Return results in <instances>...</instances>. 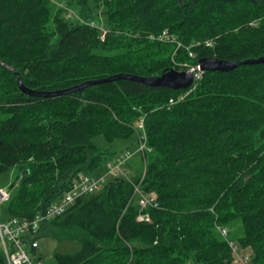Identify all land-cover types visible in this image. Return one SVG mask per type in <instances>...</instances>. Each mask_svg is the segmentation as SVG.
<instances>
[{
	"label": "trees",
	"instance_id": "obj_1",
	"mask_svg": "<svg viewBox=\"0 0 264 264\" xmlns=\"http://www.w3.org/2000/svg\"><path fill=\"white\" fill-rule=\"evenodd\" d=\"M63 1L85 23L51 0H0V176L20 172L8 219L32 217L81 172L96 175L116 155L93 139H131L144 117V177L111 178L43 227V237L80 244L55 253L57 264H235L218 226L264 264V64L204 72L190 91L118 80L52 96L119 74L264 57V0ZM102 7L105 35L90 24ZM16 74L51 96L22 93ZM140 181L156 199L150 222L137 221Z\"/></svg>",
	"mask_w": 264,
	"mask_h": 264
},
{
	"label": "built area",
	"instance_id": "obj_2",
	"mask_svg": "<svg viewBox=\"0 0 264 264\" xmlns=\"http://www.w3.org/2000/svg\"><path fill=\"white\" fill-rule=\"evenodd\" d=\"M67 10L66 17L68 19H75L81 23H85L75 12L64 6ZM91 26H96L94 22L90 23ZM103 31V35L106 31ZM166 41L177 43L178 48L182 47V44L176 41V38L170 37L167 32H164L161 36ZM199 45V44H196ZM206 45H212L210 42H206ZM192 56V54H190ZM198 66V65H197ZM197 66L184 65L185 69L196 68ZM196 79H200L203 72L195 71ZM195 82L187 89L188 91L195 88ZM188 92L180 96L181 99L185 98ZM175 101L171 100L170 104H174ZM137 133L139 135V149L137 153L141 154L143 159L148 153L152 152L147 144L145 118L141 117L137 122ZM134 153L131 151H122L117 154L113 160L106 163L107 171L101 175H93L87 173H79L73 180L69 190L63 193V195L52 204L48 205L42 210H39L32 217H13L9 218L7 222H0V252H2L6 258L7 264H45L40 255V239L43 238V227L50 221L64 215L70 210L80 198L99 192L103 189L104 185L111 178L122 177L126 180L132 181V176L129 170L125 167V164L133 159ZM146 171V161L144 163L143 176ZM135 185V184H134ZM135 197L138 200L140 206V213L137 217L139 222H150L151 217L147 210L150 207L156 205V199L153 194L148 193L141 188V182L135 185ZM11 193L6 188H0V216L1 207L9 202ZM218 232L221 237L228 243L235 264H252L253 254L252 252L243 251L237 242L230 239V230L227 227L218 226Z\"/></svg>",
	"mask_w": 264,
	"mask_h": 264
},
{
	"label": "rangeland",
	"instance_id": "obj_3",
	"mask_svg": "<svg viewBox=\"0 0 264 264\" xmlns=\"http://www.w3.org/2000/svg\"><path fill=\"white\" fill-rule=\"evenodd\" d=\"M52 3L55 5L56 8L64 9V6L67 5L64 3L63 0H51ZM70 10L75 12L78 16V11L74 9L73 7L67 6ZM65 15L67 13V10L64 9ZM105 9L102 8H94V16L91 19L92 22L95 23V25L101 29L104 30L108 26V20L107 15L104 13ZM75 20V19H71ZM185 65V63H182V65ZM183 65V68H184ZM187 69H184L182 71H185ZM202 76L200 79H202ZM199 79V80H200ZM93 143L100 148L103 151H106L108 155L114 156L119 154L122 151H131L134 153L133 159L125 164V167L129 170L131 176H135L137 172L141 173L144 169V163L146 159L144 160L141 154L137 153L139 149V135L136 133L133 138L131 139H117L113 142H107L102 136H97L93 139ZM114 158V157H113ZM111 158L110 160H113ZM107 171V167L105 163H102L100 168L94 172L96 175L103 174ZM20 172L18 169L10 170L0 176V188H6L10 191L11 194H13L16 190L17 185L14 187L12 191V184L15 183L18 179ZM142 177L143 173L141 174ZM142 181V180H141ZM140 181V182H141ZM8 220L7 216V210L6 206L3 205L1 207V216H0V222L5 223ZM40 255L42 259L44 260L45 264H57L55 259V253H61V254H69L74 255L80 250V244L77 241H58L57 239L53 237H43L40 239ZM243 251H250L251 249L243 250Z\"/></svg>",
	"mask_w": 264,
	"mask_h": 264
},
{
	"label": "water",
	"instance_id": "obj_4",
	"mask_svg": "<svg viewBox=\"0 0 264 264\" xmlns=\"http://www.w3.org/2000/svg\"><path fill=\"white\" fill-rule=\"evenodd\" d=\"M255 64H264V57L254 59V60H246L242 62L221 61L217 59H203L199 62L196 68H190L185 71L171 70L166 73H163L160 76H151V77H139V76L130 75V74H119V75L112 76L107 79L85 82L71 90L64 91V92L57 93V94H52V96L60 95V94H70V93L78 92L85 88H89L91 86H95V85L107 83V82H115L118 80L137 81L147 86L163 87V88H168V89H172L176 91L187 90L190 87H192V85L195 82V79H196L195 71L200 70L203 73L204 72H216V71L229 72V71H233L237 69L240 66L255 65ZM0 65H2V63H0ZM10 70L13 71V69H10ZM16 76L18 78V84H19V87L22 93L29 95V96H35V97L51 96V94H42V93H38V92L27 89L23 85L20 75L16 74Z\"/></svg>",
	"mask_w": 264,
	"mask_h": 264
},
{
	"label": "flooded vegetation",
	"instance_id": "obj_5",
	"mask_svg": "<svg viewBox=\"0 0 264 264\" xmlns=\"http://www.w3.org/2000/svg\"><path fill=\"white\" fill-rule=\"evenodd\" d=\"M231 3H234L235 2V0H229Z\"/></svg>",
	"mask_w": 264,
	"mask_h": 264
}]
</instances>
